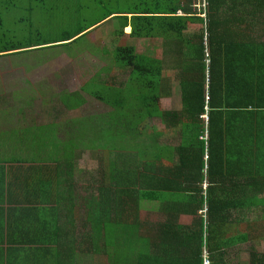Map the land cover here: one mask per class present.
Listing matches in <instances>:
<instances>
[{
	"label": "trees",
	"instance_id": "obj_1",
	"mask_svg": "<svg viewBox=\"0 0 264 264\" xmlns=\"http://www.w3.org/2000/svg\"><path fill=\"white\" fill-rule=\"evenodd\" d=\"M5 1L0 0V55L50 44L70 46L111 17L119 25L103 51L115 67L103 68L80 92L63 95V108L51 100L42 119L19 137L13 133L6 139L8 151L0 154V200L6 197L13 200L8 205L17 206L7 210L12 216L6 222L9 237L23 227V244H55L36 251L9 249L2 262H20L18 257L22 262L93 260L98 241L111 238L117 225L146 229L149 240L146 254L123 252L119 264H204L205 253L210 258L239 243L232 230L239 219L235 222L232 210L264 211V200L255 196L264 188V169L256 171L264 156L245 152L240 159L243 142L254 151L258 108L264 107V0H200L199 6L193 0H136L135 9L113 12L76 34L26 44L5 26ZM238 4L253 9L237 10ZM128 37L150 44L163 40L164 59L151 51L137 53L134 44L124 43ZM178 88L183 106L164 107L163 99ZM83 94L112 110L67 117L65 110L83 106ZM238 114L246 119L243 137L239 118L224 123L225 115ZM59 119L70 126L63 142L57 137ZM155 119L165 125L155 127ZM87 152H96V172L77 164ZM240 164L250 176L247 203L233 199L231 179L239 175ZM143 202L150 205L148 216L154 204L160 205L161 221L142 218ZM184 217L190 224H183ZM246 231L247 243L253 245L250 264H264L255 245L264 242V220L247 221Z\"/></svg>",
	"mask_w": 264,
	"mask_h": 264
},
{
	"label": "rangeland",
	"instance_id": "obj_2",
	"mask_svg": "<svg viewBox=\"0 0 264 264\" xmlns=\"http://www.w3.org/2000/svg\"><path fill=\"white\" fill-rule=\"evenodd\" d=\"M193 2L198 5L200 0ZM135 5L136 0H46L44 3L6 0L3 5L5 9L2 10L5 26L14 28L17 42L26 44L29 40L34 43L56 42L67 34H76L81 28L100 22L113 12L135 9ZM116 21L113 17L109 18L67 47H58V43L22 54L0 55V145L6 144L0 147L1 155L8 151L6 139L12 137L13 133H16L15 137H19L22 131L25 132L35 121L42 119L43 113L50 109L51 100L56 107L63 108L59 100L63 95L80 92L82 86L101 73L103 68L112 70L115 67L103 51L109 42L107 40L111 39V36L113 38L117 30L119 22ZM116 24L117 27L114 26ZM124 43L134 44L139 54L151 51L154 57L164 59L163 40H153L150 44L128 37ZM166 63L168 68L170 61L166 59ZM104 77L107 79V75ZM175 91L173 97L163 99L164 107L178 108L182 105V92L179 88ZM83 95V106L76 110H65L67 117L99 116L112 110V107L102 100L89 94ZM152 121L155 127L165 125L161 119ZM57 128L58 139L65 141L70 136V126L59 119ZM13 145L14 142H11V146ZM96 156V152H87L78 161L79 168L96 172L100 162ZM82 176L83 174L79 173L77 178L78 184L82 181L80 187L83 185ZM151 214L148 216V213L144 212L142 218H151L154 222L161 221L160 205L154 204ZM182 222L188 225L191 219L184 217ZM81 262L96 264V259L81 258Z\"/></svg>",
	"mask_w": 264,
	"mask_h": 264
},
{
	"label": "crops",
	"instance_id": "obj_3",
	"mask_svg": "<svg viewBox=\"0 0 264 264\" xmlns=\"http://www.w3.org/2000/svg\"><path fill=\"white\" fill-rule=\"evenodd\" d=\"M237 10H251L253 9V5L247 6L246 4H238L236 7ZM175 95V94H174ZM174 95L170 96L173 97ZM242 96V95H241ZM170 97H165L170 98ZM182 97V95H181ZM261 98L264 100V93L262 94ZM183 106V98H182V105ZM178 107V108H180ZM168 108V107H167ZM176 107H173L175 109ZM259 117L257 118V131L256 135L258 137V140L256 142L254 151L253 148L250 149L249 145H247L245 142L240 144V159L242 160L244 153H252L254 152L257 156L263 155L264 156V107H261L260 109ZM224 117V123L231 122L233 120H236L239 118L240 122V136H242V130L241 125L244 124L245 118L238 115H229V117ZM252 129V128H251ZM262 140V142H261ZM233 153V154H232ZM230 154H232L231 158L235 159L236 153L234 155L233 151H230ZM236 160V159H235ZM264 169V164L260 165L256 171H259L261 169ZM245 169L242 164H240V171L239 175L233 176L231 179V185L234 186L235 193L233 195V199L235 202L239 203H247V200H249V196L252 195L251 190H249V187H247L246 182L249 180V175H246ZM264 187V185H263ZM255 196H259L262 200H264V188L261 189V191H257ZM3 201L4 204L0 205V264H73L72 262H22V258L19 259L20 262H2L5 261V259L2 258V254L4 253V257L6 256V251L12 248H18L22 250L26 249H33L32 251L46 249L49 246H53L55 243H49L47 245L45 244H36L32 245L31 243L23 244L22 242V231L24 228H17L15 230L16 237H9V227L6 226V222L9 220H12V216L7 213L8 209H15L16 205H8L7 202L13 201L6 197H2L0 200ZM16 201V200H15ZM141 207H143L144 210H142V216L143 213H148L147 208L150 207V205L147 202H143L141 204ZM253 210H256L253 212ZM249 210V208H240L237 210H232L231 214L234 218L235 222L239 219V226L233 228V233L235 234V237L239 238V243H230V245L223 250H221V253H210V259L211 264H250V252L253 248L252 244L247 243L246 237H247V231H246V222L247 221H263L264 220V211L262 208L259 209H253ZM206 214V212H205ZM162 218V217H161ZM147 220V219H146ZM144 222H147V221ZM33 230V229H32ZM28 231H25L26 233ZM148 233L146 232V229H139L138 227H132V228H124L120 225L115 226L114 233L107 241L102 239V242L98 241V250L96 255V264H119V262L124 259L123 252H126L131 256H138L141 253L146 254L149 251V240L147 238ZM242 238H244V242L242 241ZM55 239L52 238L51 241H54ZM256 249L260 254L264 255V242L260 241L259 243H255ZM254 245V246H255ZM262 249V250H261ZM261 250V251H260ZM31 251V252H32ZM120 254V255H119ZM120 256V258H119ZM119 258V261H118ZM87 260V258H86ZM92 262H75V264H91ZM136 264L138 262H131V264Z\"/></svg>",
	"mask_w": 264,
	"mask_h": 264
},
{
	"label": "built area",
	"instance_id": "obj_4",
	"mask_svg": "<svg viewBox=\"0 0 264 264\" xmlns=\"http://www.w3.org/2000/svg\"><path fill=\"white\" fill-rule=\"evenodd\" d=\"M209 99V97L207 96V100ZM208 109V107H207ZM205 117L208 119V115H205ZM206 188V186H205ZM204 264H211V260L209 258V254L208 253H205L204 255Z\"/></svg>",
	"mask_w": 264,
	"mask_h": 264
},
{
	"label": "clouds",
	"instance_id": "obj_5",
	"mask_svg": "<svg viewBox=\"0 0 264 264\" xmlns=\"http://www.w3.org/2000/svg\"><path fill=\"white\" fill-rule=\"evenodd\" d=\"M205 213V212H204Z\"/></svg>",
	"mask_w": 264,
	"mask_h": 264
}]
</instances>
